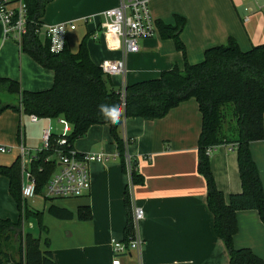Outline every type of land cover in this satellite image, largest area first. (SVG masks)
Here are the masks:
<instances>
[{
    "label": "crops",
    "instance_id": "crops-1",
    "mask_svg": "<svg viewBox=\"0 0 264 264\" xmlns=\"http://www.w3.org/2000/svg\"><path fill=\"white\" fill-rule=\"evenodd\" d=\"M119 4L120 0H51L42 22L45 26L76 24L75 30L68 31L67 47L76 53L86 40L90 58L98 66L105 61L124 60L125 76H110L115 88L158 79L174 65L184 66V57L175 42L161 37L159 32L141 40L138 53L126 55L117 48L118 41L101 29V15ZM254 4L255 8L251 9L249 6ZM150 10L156 24L175 25L177 16L185 19L181 39L190 64L202 62L206 50L226 44L231 37L243 51L264 44V5L258 0H150ZM0 77L18 81L24 90L33 92L48 90L54 84L53 71L43 68L23 53L16 41L7 38L2 23ZM50 127L55 134L63 131L59 118H39L32 122L30 116L14 110L5 111L0 117V147L9 149L0 152L7 158L5 162L0 160V164L11 165L20 159L23 189L31 183V170L26 164L29 167L23 172L26 159L20 148L38 152L43 145V131ZM201 131L202 114L194 98L160 119L129 118L120 129L122 139L126 136L130 140L127 154L143 177V183L133 187L134 200L145 212L140 225L144 239L143 264H230L227 247L215 231V218L207 202V182L198 172ZM74 150L82 155L108 157L104 163L90 164L88 193L49 203L55 199L46 197L47 185L42 193L29 198L22 190L26 208L43 216L41 250L47 249L48 241L56 264H133L134 256H116L111 247L113 239L127 241L126 229L131 220V203L128 205L126 200L129 177L125 154L120 156L109 125L92 126L75 142ZM250 150L264 188V140L252 142ZM210 165L216 185L226 197L242 191L236 150L227 145L214 148ZM0 185L1 195L9 201L12 198L9 180L0 178ZM41 195L45 197L44 203L40 202ZM81 206L90 207L89 221L76 216ZM51 208L69 210L75 217L57 219L51 215ZM237 223L235 247L250 249L264 260V223L259 213L238 212ZM27 226L34 228V223Z\"/></svg>",
    "mask_w": 264,
    "mask_h": 264
},
{
    "label": "trees",
    "instance_id": "trees-1",
    "mask_svg": "<svg viewBox=\"0 0 264 264\" xmlns=\"http://www.w3.org/2000/svg\"><path fill=\"white\" fill-rule=\"evenodd\" d=\"M18 1L12 0L14 4ZM22 1L26 6L27 34L22 38L21 51L53 71L54 84L48 90L33 92L24 90L18 81L0 77V117L7 110H14L40 119L59 118L72 126L65 137L66 145L60 144L61 134L53 133L48 148L40 149L31 161L35 193L46 188L59 164V152L74 150L75 142L92 126L109 125L120 156L124 157L120 129L127 119H160L194 98L202 114L198 172L207 182V202L215 218V231L227 247L230 264H264L250 249H237L234 245L238 212L255 210L264 223V188L250 150L252 142L264 140V44L243 51L231 37L226 44L206 50L202 62L190 64L181 39L186 21L177 16L175 25L158 22L157 28L161 37L175 42L184 57V66L174 65L158 79L115 88L110 76L91 60L86 40L76 53L67 45L62 52L52 53L50 42L37 34L51 0ZM222 145L237 151L242 184V191L229 197L218 189L210 165L211 151ZM1 176L9 180V192L20 216L18 221L0 217V264H56L50 243L46 241L47 249L41 250V239L24 227L31 217L39 219L41 226L42 213L25 206L20 159L11 165L0 164ZM132 181L134 185L143 183L136 166ZM50 213L60 220L75 217L73 212L60 208H51ZM76 216L89 221L90 207H79ZM130 235L131 222L126 229L127 240Z\"/></svg>",
    "mask_w": 264,
    "mask_h": 264
},
{
    "label": "built area",
    "instance_id": "built-area-1",
    "mask_svg": "<svg viewBox=\"0 0 264 264\" xmlns=\"http://www.w3.org/2000/svg\"><path fill=\"white\" fill-rule=\"evenodd\" d=\"M101 29L106 36L115 38L120 44L119 47L127 54L138 53L140 50L139 42L141 40L150 39L158 33L155 20L150 10V0H120L117 8L102 13ZM0 23L3 24L5 35L9 39H13L21 45L22 38L27 34V17L26 6L22 0L13 3L12 0H0ZM76 24H59L56 26H45L37 31L44 40L50 42V50L52 53L62 52L67 45V34L69 30H75ZM115 48V46H113ZM101 68L108 76H125V61H105ZM125 85L122 87L124 88ZM125 94L123 92L122 98ZM32 122L39 121L37 116H30ZM63 131L60 144L66 145V136H68L72 127L65 121L61 120ZM52 128L43 131L42 149H47L52 136ZM125 144V167L127 176L129 177V185L127 195L131 203V235L126 242L111 241L113 253L116 256L135 257L133 264H143L142 251L144 247V239L141 235L140 225L145 217V212L140 208L133 195L132 173L135 171V163L127 154V148L130 140L124 136ZM21 155L26 159L23 164V172L27 171L31 161L36 157V153H32L25 147H21ZM9 149L0 147V152L6 153ZM59 162L58 170L50 178L46 197L50 199H69L79 198L89 192L91 187L90 164L93 162L104 163L108 160L103 154H79L75 150H71L67 154L59 152L57 155ZM31 183L24 187L23 192L26 198L35 195V180L30 176Z\"/></svg>",
    "mask_w": 264,
    "mask_h": 264
},
{
    "label": "rangeland",
    "instance_id": "rangeland-1",
    "mask_svg": "<svg viewBox=\"0 0 264 264\" xmlns=\"http://www.w3.org/2000/svg\"><path fill=\"white\" fill-rule=\"evenodd\" d=\"M258 3H260L263 6L264 5V0H258ZM249 7L251 9L252 8L254 9L255 8V4L254 5H250ZM1 155L2 154H0V158H1L0 160L2 162H5L7 160V158L2 157ZM0 178H3V177H0ZM1 192H2V186L0 185V217L1 218H6V219L8 218V219H11L13 221H18L20 214H19V211H18L16 203L14 202L13 198H10V197L8 198L9 201H6L4 196L1 195ZM40 197H41L40 198V202L44 203L45 197L43 195H41ZM60 201H62V200L55 199L53 201H48V202L49 203H55V202L57 203V202H60ZM34 213H36V212H34ZM40 220L41 221L43 220V216H41ZM29 222L34 223V228L32 226H27V225H29ZM41 224H42V222H41ZM27 225H26L25 229L28 230L29 232L33 233V235H35L36 237L40 238V233H41V231H40L41 229L40 228L41 227H40V224H39V219H37L35 217H31L27 221Z\"/></svg>",
    "mask_w": 264,
    "mask_h": 264
}]
</instances>
